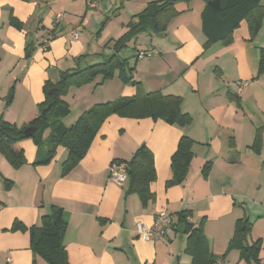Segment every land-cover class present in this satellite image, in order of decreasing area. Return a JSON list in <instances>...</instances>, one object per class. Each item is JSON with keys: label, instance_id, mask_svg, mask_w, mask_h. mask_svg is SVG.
Returning a JSON list of instances; mask_svg holds the SVG:
<instances>
[{"label": "crops", "instance_id": "obj_1", "mask_svg": "<svg viewBox=\"0 0 264 264\" xmlns=\"http://www.w3.org/2000/svg\"><path fill=\"white\" fill-rule=\"evenodd\" d=\"M150 1L0 0V119L18 127L33 120L45 82H57L61 71L78 63L84 67L112 55L115 39ZM204 6V0L177 3L179 13L165 31L141 32L126 46L134 51L127 65H135L133 76L147 90L181 96L189 124L112 114L68 173L63 172L64 146L45 165L34 164L38 147L32 139L20 144L27 160L20 167L0 152V264H50L33 253L28 231L12 226L15 220L39 224L52 205L66 213L64 243L72 264H192L178 223L184 209L192 212L190 222H203L220 257L215 264H244L239 250L226 253L238 219L249 218L248 242L261 239L264 247V229L256 233L255 228L264 217V73H258L264 17L257 33L245 19L227 41L208 42L201 27ZM77 30L76 38L72 32ZM151 49L157 55L137 57ZM243 82L248 84L239 91L236 85ZM72 89L77 103L69 126L94 104L136 92L118 71ZM69 96L64 97L72 107ZM258 129L261 146L254 149ZM183 135L194 140V157L186 179L168 186ZM142 144L154 153L156 168L154 199L146 203L128 192L127 181L110 177L112 163L130 159ZM161 211L174 216V231L150 240L139 236L136 223L153 225Z\"/></svg>", "mask_w": 264, "mask_h": 264}, {"label": "trees", "instance_id": "obj_2", "mask_svg": "<svg viewBox=\"0 0 264 264\" xmlns=\"http://www.w3.org/2000/svg\"><path fill=\"white\" fill-rule=\"evenodd\" d=\"M191 0H153L138 14L134 15L127 25V31L115 39L114 53L103 61L82 67L80 63L75 68L61 71L57 82L47 80L44 84V100L39 104V114L23 127L0 119V152L14 167L26 163L24 150L20 144L26 139H32L37 147L35 165H45L52 162L59 146L68 149V156L63 162V172L68 173L84 157L90 148L103 122L112 114L124 117L161 119L170 124L186 126L191 122V116L182 109V97L166 94L160 90H147L133 76L135 65L127 68L129 58H120L119 51L125 48L129 41L139 33L152 30L163 32L167 24L179 11V2ZM205 6L201 12V27L208 42L227 41L243 20H248L252 33H257L264 17L261 0H204ZM138 57V53H137ZM77 59H80L77 58ZM118 76L126 83L136 87V92L130 96H121L111 101L94 104L82 112L75 123L67 125L63 119L70 114L71 107L64 98L73 86H81L93 81L97 76L103 80ZM258 73H264V50L260 55ZM36 126L31 136L25 133L26 128ZM50 129L48 137L44 136ZM260 129H258L254 149L261 146ZM194 140L183 135L177 150L172 156V176L167 185L182 183L189 172L194 157ZM116 162V161H115ZM128 170V192H136L146 203L154 199L151 184L156 179L154 153L142 144L128 160L121 162ZM210 164L204 166V173ZM192 212L184 209L178 214V223L187 235L185 252L192 256V264H215L220 257L216 255L206 236L203 222L196 226L188 220ZM68 222L63 208L52 205L50 211L41 217L39 224L27 226L20 220H15L12 230L28 231L30 248L35 255L44 258L50 264H72L64 243ZM175 226V225H174ZM252 229L249 218H241L236 222V230L229 243V249H237L240 259L247 264H264L260 257L262 240L248 242Z\"/></svg>", "mask_w": 264, "mask_h": 264}, {"label": "built area", "instance_id": "obj_3", "mask_svg": "<svg viewBox=\"0 0 264 264\" xmlns=\"http://www.w3.org/2000/svg\"><path fill=\"white\" fill-rule=\"evenodd\" d=\"M58 17H60V15ZM72 35L77 38L79 36V31H73ZM154 55H157V51L154 49L142 50L138 52V58H146ZM247 84L248 82L239 83L236 87L239 91H241ZM110 177L118 183L126 182L128 179V170L126 166L122 163L113 162ZM174 225V216L161 211L155 217L153 225L137 222L136 231L143 239L150 240L170 235L175 229Z\"/></svg>", "mask_w": 264, "mask_h": 264}, {"label": "rangeland", "instance_id": "obj_4", "mask_svg": "<svg viewBox=\"0 0 264 264\" xmlns=\"http://www.w3.org/2000/svg\"><path fill=\"white\" fill-rule=\"evenodd\" d=\"M133 48L132 49H128L127 47H125L124 48V50L121 52V56L122 57H124V58H133L132 57V55H133ZM100 61H103V60H99V61H97V62H93V64L94 63H98V62H100ZM89 65H91V64H89ZM76 88V87H75ZM102 88H104V87H102ZM11 91V90H10ZM10 91H9V93H10ZM71 92V93H70ZM73 92H75L74 91V89H72V87L69 89V91H68V93L70 94V96H69V99L72 101V107H71V104H70V102H69V104H70V107H71V112H70V114L69 115H67L64 119H63V121H64V123L65 124H69V123H71L70 121H72V117L74 116L73 114L76 112V107H75V105H76V103H77V101H73L72 99V94H73ZM98 94V93H97ZM9 95V94H8ZM65 98V97H64ZM66 99V98H65ZM67 100V99H66ZM68 101V100H67ZM74 119V118H73ZM49 133H50V129H48V130H46V132L44 133V136L45 137H48V135H49ZM248 178H250V175L248 176ZM254 223H256V222H254ZM255 228H256V233H259V232H261L263 229H264V217L262 218H260L259 220H258V223L255 225ZM256 239V238H255ZM228 249H229V246H228V248L226 249V253H227V251H228ZM262 250L264 251V247H263V244H262V249H261V252H262ZM234 252H237V251H234ZM262 258V257H261ZM262 261H264V253H263V258H262ZM244 264H247L245 261H244Z\"/></svg>", "mask_w": 264, "mask_h": 264}, {"label": "water", "instance_id": "obj_5", "mask_svg": "<svg viewBox=\"0 0 264 264\" xmlns=\"http://www.w3.org/2000/svg\"><path fill=\"white\" fill-rule=\"evenodd\" d=\"M35 130H36V126H30L26 128L25 133L27 134V136H31Z\"/></svg>", "mask_w": 264, "mask_h": 264}]
</instances>
